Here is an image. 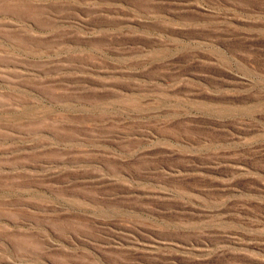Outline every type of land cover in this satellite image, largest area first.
I'll return each instance as SVG.
<instances>
[{
  "label": "rangeland",
  "instance_id": "374dc122",
  "mask_svg": "<svg viewBox=\"0 0 264 264\" xmlns=\"http://www.w3.org/2000/svg\"><path fill=\"white\" fill-rule=\"evenodd\" d=\"M0 264H264V0H0Z\"/></svg>",
  "mask_w": 264,
  "mask_h": 264
}]
</instances>
